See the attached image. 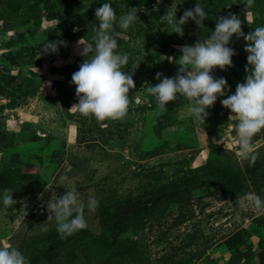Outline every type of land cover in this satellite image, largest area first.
Masks as SVG:
<instances>
[{
	"label": "rangeland",
	"instance_id": "rangeland-1",
	"mask_svg": "<svg viewBox=\"0 0 264 264\" xmlns=\"http://www.w3.org/2000/svg\"><path fill=\"white\" fill-rule=\"evenodd\" d=\"M140 1L108 0L121 7L117 18ZM104 2L0 0V189H14L18 201L0 206V245L16 246L30 264H264V212L237 202L264 197V129L249 166L235 142L236 117L220 103L226 97L196 122L182 97L162 110L142 89L159 82L158 72L174 76L179 46L206 39L220 16L237 14L245 34L264 25V0L250 9L244 0H202L205 27L189 20L183 36L159 20L172 0H143L135 26L116 27L132 102L124 118L98 122L71 109L78 101L70 81L84 59L78 42H89ZM196 3L184 0L177 17ZM47 40L64 43L40 55ZM246 43L234 35L232 66L211 73L226 78L227 95L246 75ZM72 188L99 206L85 210L87 228L61 239L46 221L47 203Z\"/></svg>",
	"mask_w": 264,
	"mask_h": 264
},
{
	"label": "clouds",
	"instance_id": "clouds-1",
	"mask_svg": "<svg viewBox=\"0 0 264 264\" xmlns=\"http://www.w3.org/2000/svg\"><path fill=\"white\" fill-rule=\"evenodd\" d=\"M161 0H157L159 4ZM184 0H172L171 6L160 15L159 20L165 24L170 34L183 36V26L192 20L204 28L208 13L202 0L191 9L183 11L178 18V5ZM255 0H244L245 9H250ZM225 7H230L225 5ZM138 8H127L119 18L108 0L95 9L93 35L89 42L79 43V55L84 57L77 71L72 73L71 84L75 85L77 103L73 104L83 116H92L98 122L106 119H122L126 116L132 99L129 96L135 88L133 74L125 72L129 55L117 51L116 27L126 31L135 26L139 19ZM75 30V29H74ZM243 37L247 43L244 51L247 53L246 75L243 82H238L235 92L227 95L229 88L225 77H214L211 73L217 67L226 70L232 66L235 49L230 47L233 36ZM63 41H46L40 53H58V44ZM180 55L176 60L179 65L172 77L157 73L159 81L156 84L145 82L142 89L145 98L152 97L158 108L166 110L170 101L182 97L187 101L186 116L196 122L205 121L209 115L207 109L212 107L218 97L223 107L231 110L236 117L232 128L236 135V144L241 159L253 166L259 158V152L253 147V137L264 129V25L254 27L245 34L242 21L237 14L229 13L220 16L215 29L206 39H200L192 45H181ZM136 103H141L140 97H135ZM229 117V118H230ZM69 177H60L61 185ZM14 189H0V206L4 208L17 204L13 198ZM237 202L242 208L251 207L255 211L264 212V197L257 193H246ZM99 206L95 196L82 200L75 188L66 190L61 196L51 198L47 203L48 220L55 221V229L61 239L67 238L78 231L87 228L85 210L94 212ZM47 231L45 222L40 224ZM0 264H30V260L21 250L12 244L0 245Z\"/></svg>",
	"mask_w": 264,
	"mask_h": 264
},
{
	"label": "trees",
	"instance_id": "trees-1",
	"mask_svg": "<svg viewBox=\"0 0 264 264\" xmlns=\"http://www.w3.org/2000/svg\"><path fill=\"white\" fill-rule=\"evenodd\" d=\"M142 1L143 0H141L140 2H138L137 3V8L139 9V8H142V7H144L145 5L142 3ZM112 7L114 8V10H115V12H116V15H118V14H121L122 12H121V7L120 6H118V5H112ZM134 7V6H133Z\"/></svg>",
	"mask_w": 264,
	"mask_h": 264
}]
</instances>
